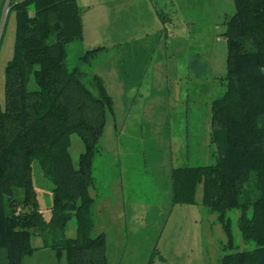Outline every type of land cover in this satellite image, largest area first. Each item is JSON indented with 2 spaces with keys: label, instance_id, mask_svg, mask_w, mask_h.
Wrapping results in <instances>:
<instances>
[{
  "label": "trees",
  "instance_id": "trees-1",
  "mask_svg": "<svg viewBox=\"0 0 264 264\" xmlns=\"http://www.w3.org/2000/svg\"><path fill=\"white\" fill-rule=\"evenodd\" d=\"M14 15L11 57L3 69L0 105V264H21L41 238L66 264H107L104 232L91 233V160L98 150L111 99L102 79L75 65L65 46L82 39L77 0H8ZM225 86L210 102L214 161L170 169L174 203H199L216 212L226 235L218 264H264V0H233L224 30ZM103 46L84 51L82 63ZM82 148L73 165L69 136ZM51 183L49 216L38 207L31 164ZM18 188L19 192L15 189ZM246 249H232L228 210ZM73 222L75 235H66ZM153 255L147 260L151 264Z\"/></svg>",
  "mask_w": 264,
  "mask_h": 264
},
{
  "label": "rangeland",
  "instance_id": "rangeland-1",
  "mask_svg": "<svg viewBox=\"0 0 264 264\" xmlns=\"http://www.w3.org/2000/svg\"><path fill=\"white\" fill-rule=\"evenodd\" d=\"M82 39L65 46L68 68L87 81L97 74L111 99L91 160V233L104 232L107 264H218L226 235L216 212L199 203H174L170 169L214 161L209 140L210 102L224 90L226 21L233 0H77ZM5 2V1H4ZM8 4V3H7ZM14 15L0 16V105L3 69L11 57ZM103 46L88 55L85 50ZM72 164L82 148L69 136ZM38 207L48 218L51 183L31 164ZM19 192V189H15ZM228 210L232 249H246ZM73 222L66 235L73 237ZM32 246L41 243L30 236ZM36 247V246H35ZM23 264H66L45 247ZM34 254V255H31Z\"/></svg>",
  "mask_w": 264,
  "mask_h": 264
},
{
  "label": "crops",
  "instance_id": "crops-1",
  "mask_svg": "<svg viewBox=\"0 0 264 264\" xmlns=\"http://www.w3.org/2000/svg\"><path fill=\"white\" fill-rule=\"evenodd\" d=\"M4 1H6V0H0V16L2 14V7H3V12H4V8H5V2ZM39 245L40 244L35 245L36 247H35V250L34 251H36V252H33V253H37L38 250L45 248V247H38ZM31 255H34V254H31ZM21 264H23V261L22 260H21Z\"/></svg>",
  "mask_w": 264,
  "mask_h": 264
},
{
  "label": "water",
  "instance_id": "water-1",
  "mask_svg": "<svg viewBox=\"0 0 264 264\" xmlns=\"http://www.w3.org/2000/svg\"><path fill=\"white\" fill-rule=\"evenodd\" d=\"M7 3H8V0L5 1V5H7Z\"/></svg>",
  "mask_w": 264,
  "mask_h": 264
}]
</instances>
